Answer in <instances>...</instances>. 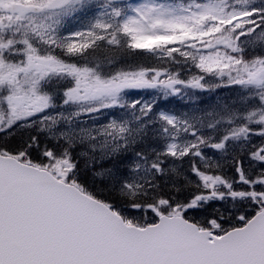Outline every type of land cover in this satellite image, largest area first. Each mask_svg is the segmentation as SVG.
I'll use <instances>...</instances> for the list:
<instances>
[{
  "label": "snow or ice",
  "instance_id": "1",
  "mask_svg": "<svg viewBox=\"0 0 264 264\" xmlns=\"http://www.w3.org/2000/svg\"><path fill=\"white\" fill-rule=\"evenodd\" d=\"M18 130L0 264H264V0H0Z\"/></svg>",
  "mask_w": 264,
  "mask_h": 264
},
{
  "label": "trees",
  "instance_id": "2",
  "mask_svg": "<svg viewBox=\"0 0 264 264\" xmlns=\"http://www.w3.org/2000/svg\"><path fill=\"white\" fill-rule=\"evenodd\" d=\"M193 71H195V69H193ZM181 74L185 78H188V73L186 71H183ZM216 90H218V91L216 92ZM195 94H197V95H203L204 92H199L198 91ZM205 94L211 96L212 99L215 98V99H220V100H227V99H229V97H231V96L234 95V93L230 89L227 90L226 88H223V87L222 88H218V89H214V90H211V91H208V92H205ZM171 101H172V99L170 98L168 101H161V103L162 102L163 103H169ZM20 138H21V133H20L19 137L14 138L13 140L9 141L8 142V146L14 147L19 142ZM86 175H87V178L90 181L91 180L90 173H87ZM104 194L106 195L107 192H105Z\"/></svg>",
  "mask_w": 264,
  "mask_h": 264
},
{
  "label": "rangeland",
  "instance_id": "3",
  "mask_svg": "<svg viewBox=\"0 0 264 264\" xmlns=\"http://www.w3.org/2000/svg\"><path fill=\"white\" fill-rule=\"evenodd\" d=\"M226 89L229 90L228 88H226ZM217 91H218V90H216V92H217ZM135 94H138V93H135ZM145 97H146V96H145ZM145 97H144V98H145ZM171 99L174 100V104H173V105H175L176 108H173V109H172V106L170 105L167 109L174 110V111H176L177 113H180V112L186 110L185 107L181 108V106L179 105V103H181V104H185L184 101H181V100H179V99H177V98H171ZM191 102H192V101H190V103H191ZM205 108H210V106H206ZM20 133H21V132L18 130L17 133L14 134V135L12 136V138H13V137H16V138L19 137ZM10 137H11V136H10ZM10 137H4L3 134H0V141H3V143L8 142V140H9ZM258 139H259V138H258Z\"/></svg>",
  "mask_w": 264,
  "mask_h": 264
}]
</instances>
